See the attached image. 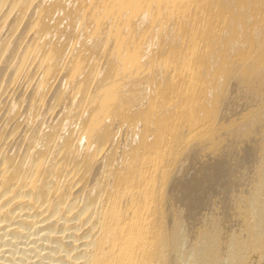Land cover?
I'll list each match as a JSON object with an SVG mask.
<instances>
[{
  "label": "bare ground",
  "instance_id": "1",
  "mask_svg": "<svg viewBox=\"0 0 264 264\" xmlns=\"http://www.w3.org/2000/svg\"><path fill=\"white\" fill-rule=\"evenodd\" d=\"M252 251L264 0H0V264Z\"/></svg>",
  "mask_w": 264,
  "mask_h": 264
},
{
  "label": "rangeland",
  "instance_id": "2",
  "mask_svg": "<svg viewBox=\"0 0 264 264\" xmlns=\"http://www.w3.org/2000/svg\"><path fill=\"white\" fill-rule=\"evenodd\" d=\"M18 245H20V244H18ZM248 254H247V259L249 261V264H264V255L259 256L258 253L257 252H254V251L249 252ZM222 260L223 259L219 260V263L218 264H225L224 261H222ZM250 262H252V263H250Z\"/></svg>",
  "mask_w": 264,
  "mask_h": 264
}]
</instances>
